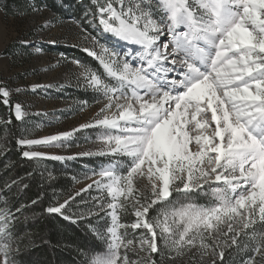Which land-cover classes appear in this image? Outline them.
<instances>
[{
  "label": "snow or ice",
  "instance_id": "1",
  "mask_svg": "<svg viewBox=\"0 0 264 264\" xmlns=\"http://www.w3.org/2000/svg\"><path fill=\"white\" fill-rule=\"evenodd\" d=\"M92 4L97 26L131 46L124 53L84 49L114 81L86 67L81 73L105 99L102 118L71 132L17 140L29 148L59 146L76 131L100 127L106 149L96 154L127 158L102 167L93 182L108 198H94L95 210L88 211L104 221L102 231L92 228L104 248L85 264H227L226 252L230 259L238 255L239 264H264V0ZM13 91L21 89L0 86V104L23 121L26 113L11 102ZM11 123L0 119L9 134ZM141 179L147 193L137 187ZM213 182L223 184L212 189L213 207L172 206L150 217L155 206L172 204L173 191L188 195ZM69 200L46 211L63 216ZM129 209L135 219L122 223L121 213ZM15 219L11 209L0 208V264H18Z\"/></svg>",
  "mask_w": 264,
  "mask_h": 264
},
{
  "label": "rangeland",
  "instance_id": "2",
  "mask_svg": "<svg viewBox=\"0 0 264 264\" xmlns=\"http://www.w3.org/2000/svg\"><path fill=\"white\" fill-rule=\"evenodd\" d=\"M45 2L46 5L43 6L31 3L30 13L18 18H7L0 10V86L13 90L21 89L19 93L13 91L10 99L14 104L20 103L26 113L22 121L27 127L24 139H41L58 133L71 132L83 124H94L97 119L102 118L98 113L105 99L102 94L87 87L81 75L85 67L94 70L83 64L78 56L80 54L87 56L99 67L101 72L98 74L106 82L114 83L104 76L99 61L88 55L84 49L89 48L99 53L102 45L96 42L98 38L106 41V46L110 50L117 49L120 44L123 49L128 47L124 41L114 42L107 38V33L97 26L98 20H93L91 13L96 11L93 6L82 8L78 0H48V2L46 0ZM49 3L61 8L63 13L56 15L49 7ZM34 7L40 10L33 11ZM85 10L90 13L87 17ZM45 22H48L49 26L41 28ZM93 37L95 40L92 39ZM22 41L27 43H21ZM52 41L56 42L52 43ZM75 61H79L80 65ZM33 85L40 87L33 91ZM81 95L86 96L87 99H80ZM103 131L100 127L81 129L59 146L34 145L31 148L21 146L24 151L45 154L44 158L36 159L58 161L70 172L74 181V189L70 197L74 199L66 198L69 203L62 211L66 216L71 217L69 220L82 222L100 242L101 250L104 248V242L92 231V228L102 231L104 221L96 215H88V211L95 210L94 198H103L105 202L108 198L93 182L100 179L98 173L102 167L108 166L114 159H127L96 154L102 148L106 149V145L99 139ZM113 134L118 133L113 132ZM86 153L93 154L86 155ZM51 156H61L65 159L47 158ZM146 184L147 181L141 179L137 187L147 193L149 189ZM89 185L92 187L89 188ZM83 189L87 190L81 191ZM169 200L172 201L171 205L160 204L155 206L154 210H150V217L155 216L159 210L172 206L191 204L210 208L215 202L212 194L203 189L188 195L173 191ZM134 219L131 209L128 214L121 213L122 223H131ZM128 231L131 233L132 230Z\"/></svg>",
  "mask_w": 264,
  "mask_h": 264
},
{
  "label": "trees",
  "instance_id": "3",
  "mask_svg": "<svg viewBox=\"0 0 264 264\" xmlns=\"http://www.w3.org/2000/svg\"><path fill=\"white\" fill-rule=\"evenodd\" d=\"M31 3L46 5L45 0H0V10L7 18H18L30 13ZM49 5L56 15L63 13L61 8ZM78 58L97 73L101 72L87 56L80 54ZM80 99L87 97L81 95ZM0 119L12 120L8 125L10 134L0 126V207L11 209L16 216L13 232L19 238L17 261L21 264H85L94 252L101 251L100 242L82 222L46 211L49 206L70 197L74 189L70 172L55 160L25 158L24 148L17 140L26 137V124L16 121L3 104H0ZM17 208L21 210L17 212ZM239 259L238 255L231 259L227 255L226 262L236 264Z\"/></svg>",
  "mask_w": 264,
  "mask_h": 264
},
{
  "label": "built area",
  "instance_id": "4",
  "mask_svg": "<svg viewBox=\"0 0 264 264\" xmlns=\"http://www.w3.org/2000/svg\"><path fill=\"white\" fill-rule=\"evenodd\" d=\"M46 1V0H45ZM78 3L81 5V7L82 8H90V7H94V8H96V5H94V4H92V0H90V1H88V0H78ZM48 7V6H47ZM86 11V10H85ZM181 31L182 30H184V29H180ZM110 39V38H109ZM96 42L99 44V45H102V46H106L107 44L105 43L106 41H104L102 38H98L97 40H96ZM107 47V46H106ZM111 50H113L112 48H111ZM116 52H120V53H124L125 51H127V50H125V48L123 49L122 47L121 48H118L117 47V49L115 48L114 49ZM93 58H95V57H93ZM95 60H96V58H95ZM223 187V184L222 183H219V182H213L211 185H209V184H205L204 186H203V190H206V191H208V192H210L211 194H212V196H213V192H212V189L213 188H216V187ZM202 189H197V190H194L192 193H195V192H197V191H199V190H202ZM191 194V193H190ZM213 198H214V205L216 204V200H215V197L213 196ZM213 205V206H214ZM227 255H228V253L226 252V255H225V261H226V257H227ZM239 261H240V259L239 260H237V263L236 264H239Z\"/></svg>",
  "mask_w": 264,
  "mask_h": 264
},
{
  "label": "bare ground",
  "instance_id": "5",
  "mask_svg": "<svg viewBox=\"0 0 264 264\" xmlns=\"http://www.w3.org/2000/svg\"><path fill=\"white\" fill-rule=\"evenodd\" d=\"M126 45H128V44H126ZM128 46H130V45H128ZM122 47V46H121ZM129 48V47H128Z\"/></svg>",
  "mask_w": 264,
  "mask_h": 264
}]
</instances>
